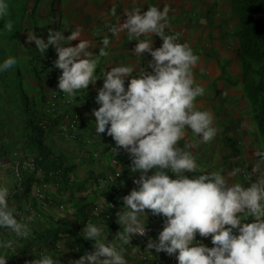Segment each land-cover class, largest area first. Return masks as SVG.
I'll list each match as a JSON object with an SVG mask.
<instances>
[{"label":"clouds","instance_id":"1","mask_svg":"<svg viewBox=\"0 0 264 264\" xmlns=\"http://www.w3.org/2000/svg\"><path fill=\"white\" fill-rule=\"evenodd\" d=\"M8 8L7 0H0V19L8 14ZM169 11L166 6L156 5L144 11L133 9L110 29L113 34L123 32L130 41L136 40L132 52L138 56H151V70L145 68L139 75H133L135 69L125 65L102 70L103 85L97 88L95 97L99 107L92 110L96 134L110 136L115 150L123 148L130 156L131 171L139 172V177L133 179L137 187L122 197L124 208L116 213V223L123 228L115 234V239L122 242L119 248L110 242L102 227L89 222L82 233L93 243L94 250L68 264H127L123 245L130 244L133 236L146 235L142 218L149 214L164 220L157 238L148 239L147 249L175 256L177 264H264V172L248 186L228 183L226 175L234 176L239 169L226 175H197L198 164L187 150L190 146L179 143L186 130L206 143L215 137L217 129L213 115L195 107L196 98L205 92L192 75L199 57L187 43L165 34ZM5 27L9 32L13 29L10 21ZM153 34L162 40L155 49L153 40L139 39ZM76 40L79 43L72 46ZM32 42L43 56L49 46L55 48L54 66L62 70L57 87L69 101L78 90H87L101 79L95 75L97 61L87 51L89 42L81 39L79 27L67 37L60 31L48 30L46 40L32 31L27 33L26 43ZM102 43L107 46L109 41L104 39ZM99 55L106 53L101 51ZM16 64L17 59L9 56L0 63V73ZM257 155L264 158V152ZM186 173L194 175L190 178ZM9 195V188L0 184V229L27 238L32 217L18 220L19 213L10 206ZM197 234L210 237L213 246L197 240ZM12 246L13 241L0 240V249ZM8 257L0 255V264H7ZM30 264L60 261L42 255Z\"/></svg>","mask_w":264,"mask_h":264},{"label":"crops","instance_id":"2","mask_svg":"<svg viewBox=\"0 0 264 264\" xmlns=\"http://www.w3.org/2000/svg\"><path fill=\"white\" fill-rule=\"evenodd\" d=\"M152 5L170 9L165 34L175 35L177 42L187 43L199 57L192 75L205 92L196 98L195 107L208 110L217 129L215 137L206 143L190 129L186 130L185 138L179 143L190 146L187 150L198 164L197 175L207 172L226 175L236 166L239 172L234 176L226 175L228 183L250 185L264 172V158L257 155L263 152V148L241 84L240 27L231 0H66L62 7L66 20L64 35L67 37L77 27L81 29V39L89 42L87 51L92 52L97 61V78L102 76V70H110L116 65L132 66L135 69L133 75H139L145 68L151 70L148 68L150 54L138 56L132 52L136 40L130 41L123 32L113 34L110 29L121 23L133 9L144 11ZM104 39L109 41L107 46L102 43ZM139 39L153 40V49L162 44L161 38L155 34ZM77 43L78 40L71 42L72 46ZM101 51L106 55H99ZM127 83L128 79L125 87ZM102 85L101 77L95 86L78 90L70 113H88L95 106L98 109L95 97L97 88ZM88 115L89 123L78 129V142H63V161L66 165H74L70 171L73 180L65 178L59 188L37 174L32 176L28 187L27 182L17 185L19 172L27 170L18 154L20 152L0 160V184L10 190V206L33 209L29 223L31 233L27 238L0 229V240L13 241L11 248L0 249V255L9 256L7 264H30L42 255H51L60 264H68L77 247L84 251L94 250L93 243L84 239L82 233L89 222L102 227L110 242L118 248L122 244L115 239V234L123 231L116 223V213L124 208L122 197L137 187L133 179L139 177V172L131 171L129 154L123 148L115 150V142L110 136L96 134L95 117ZM64 123L63 120L59 125V132ZM30 152L36 153L34 149ZM94 153H98L97 157ZM114 158L119 159L125 169L122 192L115 203L112 202V185L106 182L114 172L111 163ZM186 175L191 178L194 174ZM98 179L105 182L100 185ZM38 188L44 199L37 197ZM95 206H100L101 217L95 216ZM242 219L251 218L242 216ZM163 220L162 216L151 214L142 218V223L151 228L149 238H157ZM199 237L197 234L196 239ZM202 243L213 246L210 237ZM123 248L127 264H171L172 256L146 249L138 236H133L130 244L123 245Z\"/></svg>","mask_w":264,"mask_h":264},{"label":"trees","instance_id":"3","mask_svg":"<svg viewBox=\"0 0 264 264\" xmlns=\"http://www.w3.org/2000/svg\"><path fill=\"white\" fill-rule=\"evenodd\" d=\"M56 1L62 2L7 0L8 14L0 19V63L9 56L17 59L15 66L0 73V160L13 156L17 150L22 161L33 160L44 170L45 180L59 188L65 178L73 180L70 171L74 165H66L63 161L62 148L64 140L78 142L79 134L77 132L72 139L63 134L65 123L60 132L58 127L63 120L66 122L67 115H71L74 98L68 102L57 100L51 110L49 97L57 90L56 74L52 73L53 66L46 62V57L52 55L53 46H49L43 56L34 42L26 43V35L32 31L39 37L44 30L61 32L65 18L62 11L57 15ZM231 3L240 27L241 84L264 152V0H231ZM47 4L49 9L44 7L46 11H42ZM9 21L13 25L11 32L5 27ZM32 76L35 81L31 80ZM32 149L35 154L30 152ZM124 170L123 165L122 177ZM34 174L36 171L28 168L21 170L17 185L27 182L28 187ZM101 181L98 179L97 183L103 184Z\"/></svg>","mask_w":264,"mask_h":264},{"label":"built area","instance_id":"4","mask_svg":"<svg viewBox=\"0 0 264 264\" xmlns=\"http://www.w3.org/2000/svg\"><path fill=\"white\" fill-rule=\"evenodd\" d=\"M57 59V57H55L53 54L46 57V62L50 65H52V73L56 74V88L57 90L52 92L50 97H49V102L51 105V110L52 108H54L55 103H57V100L59 101H63V102H68V97L66 96L65 93L61 92L57 85H58V78L59 76L62 74V70L57 69L54 66V61ZM92 115V111L88 112V113H82L79 111H75L73 114L71 115H67L66 116V124L63 127V134H65L66 136L74 139L77 136V132L78 129L80 127H82L83 125H87L89 123V115ZM93 116V115H92ZM98 153H94V157H97ZM111 163L114 167V172L112 173V175L107 179V183L112 185V202L115 203L118 201V198L121 195L122 192V179H123V163H121V161L117 158H114L111 160ZM25 165L27 166L28 169L34 170L36 171L37 175L42 179L45 180V173L44 170L42 168H38L35 163L33 162V160H28L25 162ZM232 169H238V167L233 166ZM105 180H102L101 183H104ZM60 182L56 185H59ZM36 195L38 196V198L43 199L44 198V194L42 192V190L40 188L37 189L36 191ZM19 216L17 217L18 220H23V218H26V216L31 215L33 212L32 208H24V207H17L16 208ZM94 214L96 217H101V209L100 206H95L94 208ZM146 226L147 232L146 235L143 237L138 236V239L140 240V242L142 243V245L147 249V241L150 237V233H151V228L148 225H144ZM15 235V234H14ZM201 242H205L207 240V238H202L199 237L198 239ZM76 251V255L72 256L71 258H69L70 260H76L79 259L81 256H83L86 252H90V251H84L81 248L77 247L75 249ZM68 261V262H69ZM171 264H176L177 261L175 259V256L171 257ZM19 264V263H17Z\"/></svg>","mask_w":264,"mask_h":264},{"label":"rangeland","instance_id":"5","mask_svg":"<svg viewBox=\"0 0 264 264\" xmlns=\"http://www.w3.org/2000/svg\"><path fill=\"white\" fill-rule=\"evenodd\" d=\"M65 1L66 0H62V2L61 1H56L55 2V7L57 8V15H58V13H60V11H63L62 10V7H63V4H65ZM60 6V8H58L57 6ZM44 7L45 8H47L48 7V4L46 5V6H44L43 5V8H42V11H46L45 9H44ZM47 9H49V8H47ZM63 15V14H62ZM59 16V15H58ZM43 18V17H42ZM43 20H44V18H43ZM63 20H64V18H63ZM66 22V20H64L63 22H62V26H61V33H64V31H65V25H64V23ZM47 34H48V31L47 30H44L43 31V35H42V37L41 38H44L45 40L47 39ZM52 51H53V55L55 56V57H57V53H56V51H55V48L53 47V49H52ZM30 75H32V73L30 74ZM31 80L32 81H35L36 79H35V77L34 76H32L31 77ZM38 90V97L40 98V100L42 99V97H41V95H42V93H41V89H37ZM94 108H97L96 106L94 107ZM75 111H73V112H71V114H73ZM19 151H17V150H15L14 151V153H18Z\"/></svg>","mask_w":264,"mask_h":264}]
</instances>
